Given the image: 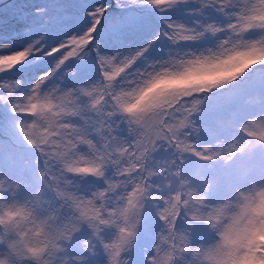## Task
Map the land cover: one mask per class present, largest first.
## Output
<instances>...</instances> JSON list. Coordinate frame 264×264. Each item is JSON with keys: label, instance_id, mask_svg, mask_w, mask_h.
<instances>
[{"label": "clouds", "instance_id": "clouds-1", "mask_svg": "<svg viewBox=\"0 0 264 264\" xmlns=\"http://www.w3.org/2000/svg\"><path fill=\"white\" fill-rule=\"evenodd\" d=\"M239 16V27L194 55L160 63L122 86L116 81L123 66L102 82L97 78L87 93L54 83L29 89L21 115L6 110L23 129L0 135L6 149L0 154V245L25 249L23 264H124L146 231L145 264H264V92L249 91L243 99L252 110L220 114L211 126L192 114V139L185 142L209 147L211 159L193 155L194 148L177 162L172 132L165 135L171 121L164 118L178 97L219 91L213 80L235 76L242 56L257 64L264 59V49L251 51L232 34L264 27V0H247ZM21 63L15 51L0 52V70ZM149 136L166 152L171 148L167 168L154 174L134 165L143 177L125 182L117 176L109 185L117 171L113 157L130 156ZM10 154L27 167H13ZM8 177L15 178L13 187ZM86 186L95 191H79ZM125 239L132 243L121 249ZM0 264H7L3 257Z\"/></svg>", "mask_w": 264, "mask_h": 264}, {"label": "snow or ice", "instance_id": "snow-or-ice-1", "mask_svg": "<svg viewBox=\"0 0 264 264\" xmlns=\"http://www.w3.org/2000/svg\"><path fill=\"white\" fill-rule=\"evenodd\" d=\"M247 0H115V6L124 11L125 15L119 18H110L109 12L112 10V4L109 0H80V16L72 21V24L63 23L61 27L67 29L50 38L47 29L40 35L31 36L23 44L14 46L11 43H0V52L11 49L16 52V57L21 60L18 67L0 70V106L3 111L0 112V135L3 133H14L22 130L23 125L15 119H10L6 110H11L17 115L23 107V101L26 94L35 92L40 87H47L54 83H64L70 85H80L81 91L87 93L95 88L97 78L102 82L108 74L117 67H124V72L117 78V86H122L145 72L150 71L160 63H166L182 59L184 56L194 55L193 50L202 47H188L189 42H200L205 39L211 40L231 32L233 28L239 27V13L244 10ZM140 8L152 9L159 14L161 27L152 39L143 46L131 48L127 46L113 47L110 50H104V38L119 37L125 30L137 26L141 23V16L136 10ZM172 9H181L191 16L190 21L169 19L165 13ZM36 14L45 18V21H51L59 18L63 21L72 19V13L61 12L54 16H48V8H37ZM41 28L45 25L41 24ZM30 31V30H29ZM241 40V44L251 51L264 49V27L258 30L248 28L244 32H233ZM164 40L167 42L165 55L160 58H152L149 53L155 44ZM204 47V46H203ZM12 58V57H9ZM240 71L235 76L221 77L217 76L212 84L219 91H213V87L204 90L206 93H191L187 96L178 97L171 108L169 114L165 116L164 121L167 124L171 121V127L165 130L172 132L168 136V142L172 148L177 149V154L183 162L186 152L196 149L193 155L200 159H211L207 153L211 150L209 147H199L195 144L185 142L192 139L191 116L194 113L201 115L205 107L212 106L214 98L229 101L239 95V91L234 89V85L240 84L250 73L258 72V82L264 87V59L257 64L252 56H242L239 60ZM44 64L45 67L38 69L34 74L25 79L24 76L10 77V73L16 72L18 68L30 69L32 66ZM92 64L95 66V75L87 74L86 69ZM227 94V95H225ZM27 136V133H25ZM173 137L175 142H173ZM29 144L31 140H27ZM160 145V147H157ZM6 151L4 146H0V154ZM131 151V148L129 149ZM165 151V145L154 137H147L146 142L141 141L135 152L129 156L126 152L124 156L113 157L112 165L116 174L111 175L109 185L119 176L120 180L127 182L137 175L143 177L144 171L153 170L154 174H159L161 168H167L169 164V153ZM174 154L172 159H175ZM9 161L13 167L23 169L27 167L28 161L23 157H17L15 154L9 155ZM134 165H141L136 167ZM128 171V175L123 173ZM112 168L109 169V173ZM4 182V177L0 174V183ZM7 183L13 187L16 183L14 177H8ZM101 187H107L103 180L100 181ZM85 195H91L94 188L80 189ZM74 198L76 194H72ZM72 201L70 200L69 203ZM70 211V209H69ZM11 220V217H9ZM180 226V218L177 217L174 227ZM83 227H87L84 225ZM104 240H110L108 232L101 234ZM131 240L125 239L120 248L128 247ZM25 249L19 247L16 243L0 245V257L4 258L7 264H23V253ZM127 255L118 252L116 254ZM124 264H131V260H125Z\"/></svg>", "mask_w": 264, "mask_h": 264}, {"label": "rangeland", "instance_id": "rangeland-1", "mask_svg": "<svg viewBox=\"0 0 264 264\" xmlns=\"http://www.w3.org/2000/svg\"><path fill=\"white\" fill-rule=\"evenodd\" d=\"M79 5L80 0H0V43H11L14 46H19L26 42V40L31 36L39 35L45 29L48 30L51 38L52 36L67 30L61 27L63 23L66 22L71 25L72 21L79 18ZM40 7L48 8V16H54L61 12H69L73 14L72 19L69 21H63L57 18L51 21H45L44 17L36 14L35 10ZM136 12H138L141 16V23L138 26L131 27L130 31H126V36L120 35L119 37L112 39L104 38V50L107 51L113 47L121 46L131 48L143 46L150 39H152L153 35L157 31H159L162 25L158 13L147 8H140L136 10ZM123 15H125L124 11L116 12L111 10L109 12L110 18H119ZM153 15H156L157 19H160V21L156 22ZM164 15L169 19L184 21L191 20V16L181 9L169 10ZM22 20H25L23 21V24ZM41 24H44L45 27L41 28ZM192 43L193 45H191ZM192 43L188 47L207 46L212 43V40L211 38H208L200 42ZM166 47L167 42L160 40L150 50L149 55L152 58H160L165 55ZM42 65L45 67L44 64ZM86 72L88 75L94 76L95 66L89 64ZM233 87L239 91V95L229 101L214 98L212 106H206L204 113L200 116L201 123L206 126H211L214 124L218 115L231 111H239L241 114H246L248 111L252 110L254 106L246 104L243 99L244 96L251 90L264 88L258 82V72L250 73L240 84L234 85ZM150 243L151 241L148 233L146 231H142L132 255L131 264H145L143 248L145 246H150ZM99 259H102V257Z\"/></svg>", "mask_w": 264, "mask_h": 264}, {"label": "trees", "instance_id": "trees-1", "mask_svg": "<svg viewBox=\"0 0 264 264\" xmlns=\"http://www.w3.org/2000/svg\"><path fill=\"white\" fill-rule=\"evenodd\" d=\"M109 2L112 4V10L113 11H116V12H122L123 10H121V9H119V8H117L116 6H115V0H109ZM145 9V8H144ZM154 16V18L156 19V22H159L160 21V19H157V16L156 15H153ZM24 18V17H23ZM25 19V18H24ZM26 19H28V18H26ZM23 21H25V20H22V24H23ZM139 25V24H138ZM137 25V26H138ZM130 31V28L129 29H127V30H125L121 35H123V36H126V31ZM192 42H189L188 44H187V46H189L190 44H191ZM191 45H193V43L191 44ZM152 53H154V52H152ZM40 68H43V65L42 64H40V65H35V66H32L30 69H28V70H25V68H18L17 70H16V72H14V73H10L9 74V76L10 77H18V76H24V78H28L29 76H30V74H34V73H36L37 71H38V69H40ZM261 92H264V88H262V89H259ZM3 111V108H2V106H0V112H2Z\"/></svg>", "mask_w": 264, "mask_h": 264}]
</instances>
